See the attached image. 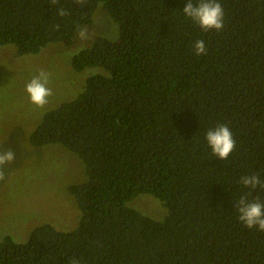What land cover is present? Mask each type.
Instances as JSON below:
<instances>
[{"label": "trees", "instance_id": "trees-1", "mask_svg": "<svg viewBox=\"0 0 264 264\" xmlns=\"http://www.w3.org/2000/svg\"><path fill=\"white\" fill-rule=\"evenodd\" d=\"M217 2L220 31L186 17L187 0H0V47L18 56L72 46L98 10L117 29L72 57L74 71L97 72L29 137L82 164L80 182L67 187L74 225L43 222L23 242L3 236L0 264H264V232L234 208L246 192L264 200V190L238 182L264 180V0ZM196 40L206 54H195ZM219 124L235 140L226 160L205 139ZM139 195L158 201L163 218L131 206Z\"/></svg>", "mask_w": 264, "mask_h": 264}, {"label": "rangeland", "instance_id": "rangeland-1", "mask_svg": "<svg viewBox=\"0 0 264 264\" xmlns=\"http://www.w3.org/2000/svg\"><path fill=\"white\" fill-rule=\"evenodd\" d=\"M111 23L98 10L94 24L79 29L85 31V38L77 34L70 47L50 45L27 56H18L14 46L0 47V152L11 149L15 153L14 160L4 165L6 178L0 181V239L9 235L23 242L43 222L61 231L74 225L77 210L67 196V187L80 182L82 164L60 145L32 147L29 137L47 111L75 99L86 78L97 72L94 68L74 71L72 57L96 35L115 38L117 29ZM41 69L50 73L52 95L38 107L30 102L25 85ZM135 199L131 206L153 219L163 218L158 201L148 195Z\"/></svg>", "mask_w": 264, "mask_h": 264}, {"label": "clouds", "instance_id": "clouds-1", "mask_svg": "<svg viewBox=\"0 0 264 264\" xmlns=\"http://www.w3.org/2000/svg\"><path fill=\"white\" fill-rule=\"evenodd\" d=\"M77 4L83 5L85 0H75ZM53 5L58 3V0H51ZM183 13L190 18L202 30L208 31L215 29L222 30L224 26V12L222 5L217 0H187ZM68 13L61 7L58 9V15L63 17ZM59 29V25L55 26ZM80 38H85V31L78 32ZM193 50L197 56L206 54V48L203 40H196L193 44ZM50 83V73L41 69L36 75L26 83L25 91L32 104L43 107L48 102V97L52 95V89L48 87ZM205 139L212 149L213 155L220 160H226L235 148V140L227 124H219L214 129L207 131ZM15 158V153L8 149L0 152V181L4 180L5 172L4 165L11 163ZM245 188L255 191L257 187L264 190V180L259 174L245 175L238 181ZM251 192L242 194L235 203L234 208L240 222L247 228H257L264 232V200L260 197L249 199ZM70 264H83L82 260L76 257L70 259Z\"/></svg>", "mask_w": 264, "mask_h": 264}]
</instances>
